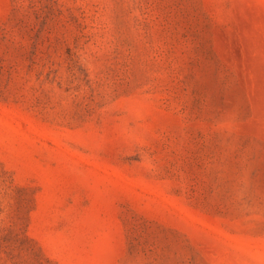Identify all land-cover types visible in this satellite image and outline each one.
Instances as JSON below:
<instances>
[{
    "label": "rangeland",
    "instance_id": "rangeland-1",
    "mask_svg": "<svg viewBox=\"0 0 264 264\" xmlns=\"http://www.w3.org/2000/svg\"><path fill=\"white\" fill-rule=\"evenodd\" d=\"M0 264H264V0H0Z\"/></svg>",
    "mask_w": 264,
    "mask_h": 264
}]
</instances>
